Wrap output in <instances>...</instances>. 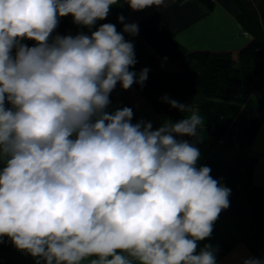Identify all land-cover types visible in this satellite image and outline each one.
Wrapping results in <instances>:
<instances>
[{
	"label": "clouds",
	"instance_id": "obj_1",
	"mask_svg": "<svg viewBox=\"0 0 264 264\" xmlns=\"http://www.w3.org/2000/svg\"><path fill=\"white\" fill-rule=\"evenodd\" d=\"M121 3L138 12L166 0H0V243L34 264H217L218 246L198 242L231 189L198 166L204 118L167 95L184 118L155 129L133 123L131 107L109 110L118 83L143 87L149 72L130 70L124 33L136 23L121 14V31L96 26ZM66 16L88 31L54 35Z\"/></svg>",
	"mask_w": 264,
	"mask_h": 264
},
{
	"label": "crops",
	"instance_id": "obj_2",
	"mask_svg": "<svg viewBox=\"0 0 264 264\" xmlns=\"http://www.w3.org/2000/svg\"><path fill=\"white\" fill-rule=\"evenodd\" d=\"M212 2L213 6L209 8L201 0H166L163 7H149L138 12L121 3L111 6L107 19L98 21L96 26L112 23L117 31H121L122 24L116 17L122 14L125 23H136L140 31L153 29L173 35L188 51L228 53L236 61L239 50L252 37L242 29L238 21L239 10L233 0ZM63 18L67 34L88 31L73 24L71 16ZM124 36L134 43L137 63L130 70L138 72L148 68L159 82L178 83L181 72L178 62L162 60L138 34L124 33ZM161 97L158 95L156 99L161 101ZM110 100L109 110L131 107L133 123L140 119L152 121L154 129L163 119L176 122L185 115L156 113L154 105L143 99L134 86L122 90L118 83ZM193 106L205 120V125L197 130L202 141L196 145L201 151L198 166H209L212 177L231 189L230 206L220 213L211 237L199 241L198 247L202 248L204 244L218 246L217 264H240L248 256L264 258V116L261 119L249 116L253 110L264 113V92L252 89L237 97L198 96ZM215 126L224 128L225 135L214 146L207 129ZM180 139L195 141L196 137ZM94 258L90 257L82 264H90ZM0 264H34V259L17 251L4 238L0 243Z\"/></svg>",
	"mask_w": 264,
	"mask_h": 264
},
{
	"label": "trees",
	"instance_id": "obj_3",
	"mask_svg": "<svg viewBox=\"0 0 264 264\" xmlns=\"http://www.w3.org/2000/svg\"><path fill=\"white\" fill-rule=\"evenodd\" d=\"M209 8L212 0H201ZM239 10L238 21L252 40L242 47L236 61L228 53L188 51L173 35L153 29L138 31L144 42L164 61H176L180 67L177 84H164L148 72L143 87L134 84L137 93L154 105L156 113H180L165 102L156 99L158 95L176 97L180 103L194 105L198 96L237 97L255 89L264 92V0H233ZM55 34L67 35L64 18H60ZM33 41L26 40L28 46ZM139 73V71L137 72ZM183 114V113H182ZM212 145H218L224 135L222 127H208Z\"/></svg>",
	"mask_w": 264,
	"mask_h": 264
},
{
	"label": "built area",
	"instance_id": "obj_4",
	"mask_svg": "<svg viewBox=\"0 0 264 264\" xmlns=\"http://www.w3.org/2000/svg\"><path fill=\"white\" fill-rule=\"evenodd\" d=\"M250 117L261 119L264 116V113L262 111L253 110L249 114Z\"/></svg>",
	"mask_w": 264,
	"mask_h": 264
},
{
	"label": "rangeland",
	"instance_id": "obj_5",
	"mask_svg": "<svg viewBox=\"0 0 264 264\" xmlns=\"http://www.w3.org/2000/svg\"><path fill=\"white\" fill-rule=\"evenodd\" d=\"M66 25V24H65ZM23 43H26V40L25 41H23Z\"/></svg>",
	"mask_w": 264,
	"mask_h": 264
}]
</instances>
